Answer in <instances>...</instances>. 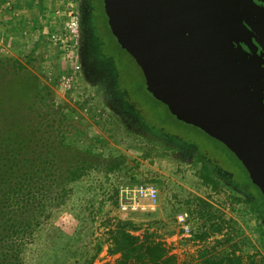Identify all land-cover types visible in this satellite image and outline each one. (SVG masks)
I'll return each instance as SVG.
<instances>
[{"label": "rangeland", "instance_id": "1", "mask_svg": "<svg viewBox=\"0 0 264 264\" xmlns=\"http://www.w3.org/2000/svg\"><path fill=\"white\" fill-rule=\"evenodd\" d=\"M50 1L56 6L40 15L34 33L33 17L22 14L18 36L0 39V146L63 152L86 162L87 170L27 247L25 264H113L105 254L107 231L126 221L137 234L158 228L153 233L178 246L188 264L207 251L264 263V220L223 174L217 189L204 185L193 153L209 156L244 183L235 157L180 122L148 91L140 68L109 29L103 0L94 16L91 0ZM75 16L77 37L68 26ZM140 183L159 189L156 210L121 211L120 193ZM201 201L209 206L203 209ZM181 211L203 220L194 225L195 232L206 228L202 247L179 238ZM212 224L222 225V232L215 233ZM100 244L104 251L96 254Z\"/></svg>", "mask_w": 264, "mask_h": 264}, {"label": "water", "instance_id": "2", "mask_svg": "<svg viewBox=\"0 0 264 264\" xmlns=\"http://www.w3.org/2000/svg\"><path fill=\"white\" fill-rule=\"evenodd\" d=\"M148 91L225 145L264 197V0H103Z\"/></svg>", "mask_w": 264, "mask_h": 264}, {"label": "trees", "instance_id": "3", "mask_svg": "<svg viewBox=\"0 0 264 264\" xmlns=\"http://www.w3.org/2000/svg\"><path fill=\"white\" fill-rule=\"evenodd\" d=\"M98 2L101 0H91L93 16L96 14ZM96 33L98 34V31ZM102 54L113 59L103 49ZM170 137L188 147L193 145L177 137ZM229 152L235 157L238 170L245 176L244 183L236 182L232 172L220 168L214 159L199 154L196 149L193 157L194 162L202 166L201 180L204 185H211L217 189L216 178L223 174V180L246 195L256 209L257 215L264 220V197L260 189L254 185L238 158L230 150ZM74 153L77 154L75 148ZM61 157L66 161H62ZM86 165V162L81 164L77 156L71 159L63 152L53 154L48 149H24L20 146L13 150L0 146V264H25L27 247L43 224L50 219L52 211L59 208L68 198L71 193L70 185L82 178L87 170ZM218 167L221 172L218 171ZM201 202L203 209L209 206L204 201ZM209 216L211 220L214 219L212 214ZM211 227L215 233L222 232L223 226L220 224H212ZM138 231L132 221L118 222L114 229L107 231L110 243L109 254L120 256L115 264H180L177 257L155 233L146 230L137 234ZM261 234L264 235V231H261ZM205 236L207 234L201 232L196 238L201 239ZM102 250L103 246L97 245L96 254ZM190 264L264 263H259L255 256L245 258L233 252L217 258L207 251L196 262Z\"/></svg>", "mask_w": 264, "mask_h": 264}, {"label": "built area", "instance_id": "4", "mask_svg": "<svg viewBox=\"0 0 264 264\" xmlns=\"http://www.w3.org/2000/svg\"><path fill=\"white\" fill-rule=\"evenodd\" d=\"M69 29L70 33L75 37L79 35V24H78V18L75 16L69 23ZM159 201V189L151 183H140L134 188H126L120 193V209L121 211L125 212H134V211H155L158 206ZM199 217H192L190 213L181 211L176 215V222L179 227V238L180 239H189L192 240V243L196 247H202L204 244V241L201 242L199 238H196V236L204 232L206 228L201 229V231L195 232L194 225H198V222H200ZM203 221V220H202ZM209 223L207 222V224ZM198 229V226L197 228ZM163 243L167 245V247L170 249L171 253L174 254L179 263L183 264L186 262V260L181 259V255L179 253V248L174 243H171L172 241L168 239H161ZM202 243V245H201ZM198 245V246H197ZM182 251V250H181ZM183 252V251H182ZM199 258V257H198ZM197 258V259H198Z\"/></svg>", "mask_w": 264, "mask_h": 264}, {"label": "crops", "instance_id": "5", "mask_svg": "<svg viewBox=\"0 0 264 264\" xmlns=\"http://www.w3.org/2000/svg\"><path fill=\"white\" fill-rule=\"evenodd\" d=\"M53 5L56 6V3ZM53 5L50 0H39V3L37 0H0V39H11V36H16V33H19V20L22 14L23 16L27 15L30 18L33 17V20L30 21L31 23L29 22V24L33 25L31 31L34 33L40 15L45 13L44 11H46V8L54 7ZM40 9L42 11L41 14ZM147 230L150 232L155 230L159 231L158 228H148ZM102 251H104V249ZM107 253V257L109 260H113V264L119 260V255H110L109 252H106L105 254Z\"/></svg>", "mask_w": 264, "mask_h": 264}]
</instances>
